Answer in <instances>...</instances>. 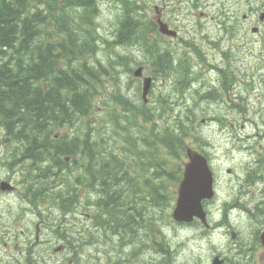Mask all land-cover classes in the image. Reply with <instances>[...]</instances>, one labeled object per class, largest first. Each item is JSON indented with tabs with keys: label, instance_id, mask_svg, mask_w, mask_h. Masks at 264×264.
<instances>
[{
	"label": "rangeland",
	"instance_id": "rangeland-1",
	"mask_svg": "<svg viewBox=\"0 0 264 264\" xmlns=\"http://www.w3.org/2000/svg\"><path fill=\"white\" fill-rule=\"evenodd\" d=\"M138 2L135 5H130V8L133 7V13L138 17L137 19L135 16L138 28L136 32L132 33L133 38L129 42L119 45L114 41V38L119 30L118 23L123 11L122 6L116 5L114 0H100L101 14L97 26L103 38L101 37L100 52L95 62H101L102 67L99 66V63L98 66L101 70L104 69L105 73L102 76L103 80L99 83L100 90L95 98V105L89 119L92 130L99 129L102 125L105 127L102 139L112 135L111 122L106 126L102 122L108 120L109 112H112L113 97L117 96L116 93H121L125 98L130 99L129 102L132 104L142 101V80L136 78L134 73L140 67H144L145 76L154 78L153 90L148 97V108L146 109V115L151 118L152 123H146L145 119L141 117L142 114L136 109L138 126L145 130L143 133L147 132L157 139L158 133L164 128H176L179 118L182 117L184 125L188 124L185 125L188 134L184 143L186 149L201 150L209 146L214 158L213 169L218 178L225 183L223 191H220L219 187L220 197L212 208L217 207L214 214L223 215V218H215L216 225L223 224L227 228V224L230 223L235 226L234 232L239 234L240 229L235 225L238 211L230 210L234 206L230 201H228L229 205L224 207L226 200H231L234 196L232 182L235 180V176L233 173L237 171V167L239 170H243L249 176L247 177L248 181L253 183L252 191H255L257 188L254 182L257 181V178L254 177V173L264 172V59L261 57L264 53V43H262L264 35L258 36L251 30V27L258 23L256 10H253L258 4L253 0H138ZM155 5L161 7L163 18L166 21L180 29L181 36L179 38L159 37V43L161 50L170 52L173 59L179 62L185 60L183 64L189 61L188 68L192 74L189 78L191 88L187 86L188 80L182 81L176 72L166 75L157 74L155 72L156 62L149 58L147 47L143 45L142 41L136 40L137 33L149 37L151 40L148 19L156 16ZM231 9L230 15L226 16ZM244 14L250 15L249 19L251 20L250 26L246 28L241 27ZM223 20L228 21L226 24L228 27H233L240 22L239 28H242L243 31L237 28L234 30L237 33L233 36L226 34L221 30L224 27ZM198 24H204L205 27L193 35ZM143 26L147 27L145 32H141ZM206 32H208L207 38ZM244 32H247V35H244ZM183 37L187 43L184 42ZM191 37H197L198 41L192 43ZM147 44L151 45L150 41H147ZM156 114L157 118L154 117ZM196 118L193 125L189 124ZM80 124L79 135L84 137L88 122L84 120ZM68 129L64 128L63 131L67 132ZM138 133L139 129L136 132L132 129V134L137 135ZM236 138L239 141L235 140ZM249 141L253 145L250 147L251 149L245 150L244 148L250 145ZM119 142L118 139V144ZM113 143H117L116 140H113L109 147L113 146ZM13 144L24 147V151L29 148L27 141ZM156 149H158V153L152 162L153 165L144 161L146 164L143 169L141 166H131L136 174L140 170L147 173L142 172L141 176L146 179L148 177V181L154 173H157L158 162L166 161L167 156L165 155L168 153L166 148L157 143ZM142 151L146 150L142 149ZM40 161L33 162L31 158L30 161L22 162L21 166L27 172L37 175L39 172L37 165ZM171 162L177 166L181 165L182 169H185L189 163V157L185 158L184 156L177 161L172 159ZM59 168L64 173L67 172L61 166ZM85 169L81 166L77 174L65 181L72 186L90 182L91 178H95V175ZM173 170L170 168L167 174L164 173L168 179L174 176ZM177 178L180 180V177ZM41 180L37 177L36 184ZM179 180L177 182L164 181L170 188L169 192L175 193L172 203H166L167 205L162 208L158 207V209L150 207L147 211L142 212L143 217L147 220L155 218L154 222H158L154 231L150 229V231L140 230V233L133 235L123 234V236L133 237L136 243L131 247L127 245L125 248L121 246V236H113L116 232L108 227V223L103 226V223L100 222L102 226L97 228L94 235L88 236L87 242L81 240L72 242L79 255V264H210L214 254H222L230 261H234L236 239L233 238V233H227L226 228L205 234L200 226L180 227L173 223L172 214L181 182ZM151 181L152 184H156L160 180ZM111 182L113 184L114 181ZM127 187L129 186L126 185L125 188ZM38 192H42V188L37 186L34 193ZM152 195L162 201V204L167 200L165 194L159 195L156 190ZM50 197L45 194L39 196L41 200L47 199L48 201L51 199ZM67 197L65 196V198ZM101 198L89 199L88 202L95 205ZM9 201V204H0L2 215L8 212L9 206L16 207L17 203L14 198H10ZM75 206V201H72L68 208H63L62 205L60 208L70 209ZM84 206L86 203L79 206L77 212L81 215L84 214V218L81 219L87 223V209ZM96 206L103 210V206ZM221 210L224 211L221 212ZM135 213V211L128 212L127 216H133ZM2 218L0 219V259L12 262L11 257L16 254L14 247L18 241L16 238L19 234L22 235L19 230L25 221L22 218H19L18 221L13 218L8 220L5 215ZM45 219L50 232H57L59 237L61 228L59 221L48 217ZM78 220L79 218L66 219L67 226H73L71 222L77 223ZM28 222L32 224L30 229L34 231L37 222ZM245 224L243 225V234L239 238H251L250 228ZM131 226L138 227V221ZM6 228L12 229L9 236L5 234ZM99 228L101 229L98 230ZM106 234L110 239L109 242H106ZM98 237H100V242L96 244L95 240ZM133 250H137V252H132ZM230 254H234V257Z\"/></svg>",
	"mask_w": 264,
	"mask_h": 264
},
{
	"label": "trees",
	"instance_id": "trees-1",
	"mask_svg": "<svg viewBox=\"0 0 264 264\" xmlns=\"http://www.w3.org/2000/svg\"><path fill=\"white\" fill-rule=\"evenodd\" d=\"M114 1L123 7L116 43L124 45L133 38L132 33L138 28L137 15L133 13V7L130 8L137 0ZM100 14V0H0V111L9 131H16L15 128L20 127L22 131L17 134L19 137L24 136L23 132H29L32 159H38L40 152L34 151L45 149L48 151L46 158L60 156L63 166L73 164L81 168L83 165L85 171L93 172L94 181L99 183L98 189L110 194L111 200L120 194L125 182L162 208L166 203H171L175 195L169 192L170 188L164 181L177 182V177L182 174V166L173 164L171 160L184 157L187 123L184 125L180 117L176 128H164L154 139L149 133H143L145 130L138 126L136 119L137 112H140L146 123H152L146 115L148 106L143 101L132 104L130 99L116 93L112 112H109L108 120L102 122L105 126L111 122L112 135L102 139L105 129L102 125L92 130L89 119L105 73L99 67H102L101 62H95L101 47L97 26ZM149 26L151 32L153 24L149 23ZM146 30L147 27L143 26L141 32ZM136 35V40L147 47L151 61L157 59V74L166 75L176 71L182 81L190 76L184 61L174 60L170 53L161 51L149 37ZM147 41L151 45H146ZM154 117L157 118V114ZM84 120L88 124L83 137L79 133L80 123ZM196 120L189 124L193 125ZM71 126H76L74 134L59 139L54 137L60 129ZM132 129L134 132L139 129V133L132 134ZM39 138H44L45 145ZM113 140L117 143L109 147ZM157 143L168 151L166 161L158 162V171L149 181L148 177L137 178L131 166H141L143 169L144 161L153 165L158 153ZM64 157H70L72 162H65ZM55 163L59 165L57 160ZM170 168L174 169V176L168 179L165 174ZM156 179L160 181L152 184L151 180ZM111 181L115 182L112 184ZM155 190L159 195H166L164 204L152 195ZM133 193L131 191L132 196ZM68 205L66 199L63 207L67 208ZM108 205V227L114 226L116 231H120L117 230L120 228L130 231L132 218L115 219ZM104 213L100 217L106 216Z\"/></svg>",
	"mask_w": 264,
	"mask_h": 264
},
{
	"label": "flooded vegetation",
	"instance_id": "flooded-vegetation-1",
	"mask_svg": "<svg viewBox=\"0 0 264 264\" xmlns=\"http://www.w3.org/2000/svg\"><path fill=\"white\" fill-rule=\"evenodd\" d=\"M253 2L258 4L256 5L258 7L256 11L257 15L259 16L264 11V0H253ZM157 9H159V6ZM231 12L232 9L228 12V14H226V16H229ZM159 14L163 17L162 9L159 10ZM243 19L244 20L241 23L243 25L241 27L246 28L250 26L249 23H251V20H249L248 15H243ZM229 22H231V20H229ZM227 23L228 21H223L222 24L224 27H222L221 30H223L226 34L233 36L235 33H237L234 30L240 27V22L236 23V25L233 27L226 26ZM169 25L180 33V29L176 25L172 23H169ZM204 27V24L196 25L193 35H196L199 30H203ZM261 27H264V22L261 23V26L259 24H257V26H252L251 30L254 31V29H256L257 35H264V32L260 30ZM240 29L242 30V28H239V30ZM207 36L208 32H206V38ZM191 41L195 43L198 41V39L197 37H191ZM4 137L5 132L0 128V204H9L10 198H14L17 203L16 207L9 206L8 212L4 215L8 220L13 218L14 220L18 221L19 218H22V220L25 222L22 224V228L19 230L22 235L19 234L18 238H16V240H18L14 245L16 254L11 257L12 262L0 259V264H60L62 262V257L60 254H62L61 249L63 246L58 244V233L50 232L47 225L48 222L45 218L48 217L57 220L62 213V209L60 207L63 200H65V196L70 195V199L75 201V203H79L80 199H86V202L80 203V205H83L84 203L87 204L86 216L91 220L93 215V203L88 202V200L94 199L95 197L94 178H91L90 182H84V184L80 186L69 185L66 181L62 180L63 171L59 168V165H56V168L58 169L54 175V178L56 179L54 182H50L48 185L46 181V172L44 169L48 163H51V160L43 157L44 153L46 152L45 149L34 151L40 152L38 153L39 155H37L38 159H32V161L34 162L35 160H41L37 165L39 172L37 175H35L34 173L27 172V170L21 166V163L25 160H31V150L27 148V151H24L25 148L19 147L17 144H4ZM24 137L25 142V140H28L29 134L24 135ZM236 169L237 171L233 173L235 180L232 182L234 196L231 200L227 199V201L233 203L235 210L238 211V214L235 218V225H237V228L240 229V233L237 234L234 232L235 226L233 225L229 233H233L234 235L232 236L234 239H236V257L234 261H230L226 256L221 254L220 257L223 258L222 264H264V245L262 242V237L264 235V172L261 174L258 172L254 173V177L257 178V181L254 182V185L257 189L252 191L253 183L248 181L247 177L249 176H247L243 170H239L238 167ZM37 177L42 179L38 184H36ZM57 178H60V180L57 181ZM215 179L217 188L216 197H219L220 191H223L225 187V183L223 180L219 179L217 175H215ZM2 182L10 183L12 188H9L8 192H6L2 189ZM37 186L38 188H42V192L40 194L51 196L49 201L47 199L41 200L39 197L35 196L34 192L37 190ZM214 202L215 200L204 202L205 209L208 212V220L211 221V224L208 223L203 225L205 234L216 229V225H213L214 222L212 218V212L214 210L212 208L215 204ZM106 204H109L108 209L110 210V213L113 214L115 219L120 220L122 218L125 220L128 217L125 213L119 212L122 208L123 202L112 203L115 207L114 211H111L110 209L112 205L111 202H107ZM148 208H150V206H143V198H139L136 201L135 206H133V208H129L131 213H133L134 210L137 213L128 217V219L132 218V222L129 223V227H132L130 232L140 233V230L150 231V229L153 228L155 218H150L151 220H147L142 214V212L147 211ZM4 215H2L0 212V219H3L2 217H4ZM106 216L108 217V214ZM106 216L102 220L104 222L106 221L105 223L109 221V219H106ZM26 218L28 219L26 220ZM28 221L37 222L34 231L30 229L32 224H30ZM137 221L139 225L138 227L131 226ZM245 223L250 228L251 238H239V236L243 234L242 230L244 229L243 225ZM93 226L94 224H92V227L89 228L91 232L94 231ZM99 226L100 223L98 227ZM100 229L101 228L98 230ZM10 231H12L11 228H6L5 234L9 236ZM3 239H5V237H3ZM109 241L110 239L107 237L106 242ZM121 242V246L127 248V243L124 242L122 236ZM230 255L234 257V254ZM215 256L216 255H214V257ZM214 260L215 258L212 259L210 264H212Z\"/></svg>",
	"mask_w": 264,
	"mask_h": 264
},
{
	"label": "water",
	"instance_id": "water-1",
	"mask_svg": "<svg viewBox=\"0 0 264 264\" xmlns=\"http://www.w3.org/2000/svg\"><path fill=\"white\" fill-rule=\"evenodd\" d=\"M262 19H264V14ZM162 31H165L164 27ZM141 73L142 69H139L136 75L140 76ZM151 86L152 79L146 78L143 89L144 99L147 98ZM190 160L180 185L179 197L174 212V218L178 222H191L194 217H200L204 220L205 212L202 207V201L211 199L214 195L213 176L207 159L201 154L192 153Z\"/></svg>",
	"mask_w": 264,
	"mask_h": 264
},
{
	"label": "bare ground",
	"instance_id": "bare-ground-1",
	"mask_svg": "<svg viewBox=\"0 0 264 264\" xmlns=\"http://www.w3.org/2000/svg\"><path fill=\"white\" fill-rule=\"evenodd\" d=\"M16 129V131H13V130H8L7 128H6V131H5V137H4V140H3V143L4 144H13V143H24V136L23 137H19V136H17V134H19V133H21V131H22V129L20 128V127H16L15 128ZM23 134L24 135H27V134H29V132H26V134L23 132ZM29 137H30V134H29ZM39 139H41V140H43L44 138H39ZM25 141H27V145L29 146V148H30V144H29V138H28V140H25ZM31 150V149H30ZM60 167V166H59ZM95 179V178H94ZM95 186H97V182H95ZM132 187H127V188H125V192H120V194L119 195H116L114 198H113V200H111L112 198H111V195L110 194H108V193H106V194H104L106 197H102L101 198V200L100 201H98V202H96V204L95 205H100V206H103V210H102V212L104 213L105 211V213L104 214H106L107 213V209H106V207H107V202H111V204L112 203H117V202H123V204H122V208L120 209V213H125L126 215H127V213L128 212H130L129 211V208H133V206H135V204H136V201L139 199V198H143V206L144 205H148V206H150V207H154V208H156V209H158L157 208V206L154 204V203H152L151 201H149L148 199H146V197H144L143 195H141V194H139L138 192H136V191H134L133 189H131ZM131 191H133L134 193H133V196L131 195ZM41 192H38V193H34L35 194V196L36 197H39V196H41V194H40ZM66 199H68V207L72 204V201L73 200H71L70 199V196H68L67 198H65V200ZM65 200L63 201V203L65 202ZM63 203H62V207H63ZM67 207V208H68ZM64 208V207H63ZM110 209H111V211H114L115 210V207H114V205L112 204L111 205V207H110ZM135 209V208H134ZM135 211V210H134ZM118 212V211H117ZM131 213V212H130ZM107 215V214H106ZM113 215V214H112ZM106 222V221H105ZM104 221H102V223H103V226L106 224ZM156 225H158V222H154V226H153V228L151 229L152 231H154L155 230V228L154 227H156ZM100 226H102L101 224H100ZM118 233L116 232V233H114V235H117Z\"/></svg>",
	"mask_w": 264,
	"mask_h": 264
}]
</instances>
